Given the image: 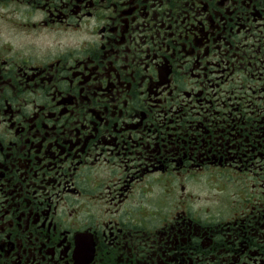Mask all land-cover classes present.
Instances as JSON below:
<instances>
[{"label": "flooded vegetation", "instance_id": "1", "mask_svg": "<svg viewBox=\"0 0 264 264\" xmlns=\"http://www.w3.org/2000/svg\"><path fill=\"white\" fill-rule=\"evenodd\" d=\"M0 264H264V0H0Z\"/></svg>", "mask_w": 264, "mask_h": 264}]
</instances>
